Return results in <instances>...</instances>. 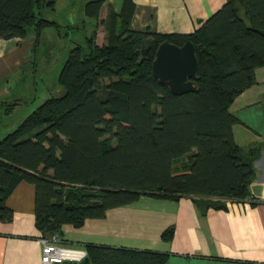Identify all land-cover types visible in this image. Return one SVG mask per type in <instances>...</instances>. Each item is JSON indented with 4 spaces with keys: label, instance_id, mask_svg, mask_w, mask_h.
<instances>
[{
    "label": "trees",
    "instance_id": "obj_1",
    "mask_svg": "<svg viewBox=\"0 0 264 264\" xmlns=\"http://www.w3.org/2000/svg\"><path fill=\"white\" fill-rule=\"evenodd\" d=\"M55 3L0 0V38H25L30 28L37 38L55 25L42 17ZM101 5L88 1L85 15L98 20ZM134 7L123 0L119 12L100 22L102 45L92 34L86 45L73 47L58 75L64 93L44 100L0 140V221L12 219L5 200L21 181L34 186L41 238L61 237L64 225L78 228L142 195H192L222 207L225 199L249 194L263 146L244 150L234 143L237 119L229 106L264 65V0H226L190 34L134 30ZM186 40L198 60L197 90L174 95L154 78L151 63L161 42ZM172 235L168 227L161 237ZM165 257L86 245L83 264H163Z\"/></svg>",
    "mask_w": 264,
    "mask_h": 264
},
{
    "label": "crops",
    "instance_id": "obj_2",
    "mask_svg": "<svg viewBox=\"0 0 264 264\" xmlns=\"http://www.w3.org/2000/svg\"><path fill=\"white\" fill-rule=\"evenodd\" d=\"M88 1L91 0L83 3ZM132 1L135 7L130 28L190 34L226 0ZM68 3L70 0L66 1L67 6ZM83 3L69 11L74 27L78 23L75 19H81L84 25L92 20L83 15ZM58 4L56 0L54 8L48 9L49 18L42 16L55 22L46 27H57ZM122 4L123 0H102L92 31L96 44L102 45L106 37L100 22L110 11L119 12ZM37 38L32 28L25 38H0V84L4 88L8 84L6 77L19 71L31 58L29 54ZM17 97L16 101L24 99ZM229 112L237 119L231 126L234 143L244 150L263 146L253 162L255 176L245 199H225L224 206L213 207L198 202L199 198L192 195L178 199L142 195L130 204L108 209L103 218L86 219L78 228L64 225L63 244L85 251L86 245L149 250L166 254L163 264H264V65L255 69L254 84L235 97ZM34 199V186L25 181L19 182L7 196L5 204L13 215L10 221H0V264H42V235L36 226ZM168 227L173 228V235L165 241L161 235Z\"/></svg>",
    "mask_w": 264,
    "mask_h": 264
},
{
    "label": "rangeland",
    "instance_id": "obj_3",
    "mask_svg": "<svg viewBox=\"0 0 264 264\" xmlns=\"http://www.w3.org/2000/svg\"><path fill=\"white\" fill-rule=\"evenodd\" d=\"M66 1L68 0H58L59 4L55 11L57 27L44 28L29 54L31 56L29 61L19 71L6 77L4 80L8 81L6 88L0 84V101L8 100L11 103L19 98L17 95L24 98L17 100L20 103L16 105L0 106V140L15 129L44 100L64 93V89L58 82L59 72L70 50L76 45H85L86 38L94 30L96 21L89 20L85 13L83 15L90 21L86 25L81 24V19H75L74 22L78 23L77 27H74L73 20L68 17L69 11H75L83 0H70L69 6L66 5ZM83 6L85 8L84 3ZM49 11L44 9L42 16L49 18ZM18 76L21 79H18ZM176 162L177 166L184 163L183 159H178ZM69 264H79V262H69Z\"/></svg>",
    "mask_w": 264,
    "mask_h": 264
},
{
    "label": "water",
    "instance_id": "obj_4",
    "mask_svg": "<svg viewBox=\"0 0 264 264\" xmlns=\"http://www.w3.org/2000/svg\"><path fill=\"white\" fill-rule=\"evenodd\" d=\"M151 71L154 78L166 86L171 94L195 92L198 60L194 44L190 40L180 46L168 41L161 42L156 48Z\"/></svg>",
    "mask_w": 264,
    "mask_h": 264
},
{
    "label": "built area",
    "instance_id": "obj_5",
    "mask_svg": "<svg viewBox=\"0 0 264 264\" xmlns=\"http://www.w3.org/2000/svg\"><path fill=\"white\" fill-rule=\"evenodd\" d=\"M40 242L42 246V264L81 262L86 258V251L84 249L65 246L59 235L53 234L48 238H41Z\"/></svg>",
    "mask_w": 264,
    "mask_h": 264
}]
</instances>
